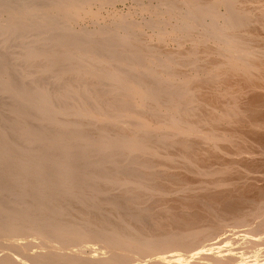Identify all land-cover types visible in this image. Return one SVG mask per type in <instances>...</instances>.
<instances>
[{"label": "bare ground", "instance_id": "1", "mask_svg": "<svg viewBox=\"0 0 264 264\" xmlns=\"http://www.w3.org/2000/svg\"><path fill=\"white\" fill-rule=\"evenodd\" d=\"M94 1L0 0V264H264V0Z\"/></svg>", "mask_w": 264, "mask_h": 264}, {"label": "rangeland", "instance_id": "2", "mask_svg": "<svg viewBox=\"0 0 264 264\" xmlns=\"http://www.w3.org/2000/svg\"><path fill=\"white\" fill-rule=\"evenodd\" d=\"M105 1V3L103 2V0H98V1H94L93 2V4H92V6H91V11L92 12H94L95 13V15L97 16V19L98 20H92V21H87V20H91L92 18H90V17H82L79 21H78V25H75L76 23H72L71 24V26L69 25V27L68 28H70V29H72V30H75V31H83V32H93L94 30L96 31L97 29H99V26H104V24L106 25V26H108V27H110V28H112L113 26H115L114 25V21H116V20H114L115 19V17H114V15L111 13V12H117L118 13V15H123V14H125L126 16H125V18L128 20V21H131V20H133L132 22H136V23H138L137 21H142V19L140 18V15L143 17H149V14L148 13H146V12H144L143 14H142V12L141 11H143L141 8H140V6H138L137 5V2H135V1H133V0H127V2H125V0H104ZM108 1V2H107ZM151 1V2H150ZM155 2H156V0H154ZM154 1L153 0H146V1H144V4H146L148 7H150V8H152V9H150L151 11L149 12V13H151V12H154L155 11V9L156 8H158V6L156 7V3H154ZM97 2H98V4H97ZM110 2V3H109ZM116 3V4H115ZM96 4V5H95ZM109 5V6H107V5ZM149 4V5H148ZM152 4V5H151ZM99 5V6H98ZM104 5H106V6H104ZM152 7H151V6ZM105 7V8H102V7ZM114 6V7H113ZM131 6V7H130ZM36 8H35V10H37V12H39V14H38V17H39V15L41 16V17H43L44 15L42 14V13H44V12H42L41 10H43V8H42V6H40L39 5V7L38 6H35ZM41 7V8H40ZM96 9H95V8ZM110 7V8H109ZM94 8V9H93ZM100 8H102V9H100ZM108 8V9H107ZM114 8V9H113ZM155 8V9H154ZM99 10H102V11H99ZM44 11V10H43ZM130 11V12H129ZM37 12L35 11V13L37 14ZM41 12V13H40ZM108 12H109V14H108ZM120 12H122V13H120ZM132 12V13H131ZM120 13V14H119ZM131 13V14H130ZM137 13H138V15H137ZM106 14H108V15H106ZM131 16H130V15ZM103 16V19H102V17H99V16ZM137 15V16H136ZM4 16V15H3ZM37 16V15H36ZM105 16V17H104ZM99 17V18H98ZM106 17H108V18H106ZM53 17H49L48 19H52ZM88 18V19H87ZM104 18H106V20L104 19ZM113 20H112V19ZM133 18V19H132ZM136 18V19H135ZM86 21H85V20ZM100 19V20H99ZM102 19V20H101ZM110 19V20H109ZM81 20H83V21H81ZM109 20V21H108ZM134 20H136V21H134ZM97 21V22H96ZM103 21H105V22H103ZM113 21V22H112ZM80 22H82V25H81V23ZM112 22V23H111ZM80 23V24H79ZM109 24V25H108ZM73 25V26H72ZM125 25H127V23L125 24ZM84 26V27H83ZM98 26V27H97ZM72 27V28H71ZM78 27V28H77ZM86 27H87V29H86ZM93 29V30H92ZM135 30L134 31H136V28H134ZM90 30V31H89ZM144 30H145V32H144ZM143 32L144 33H147V32H149V29H147L146 27H143ZM135 33V32H134Z\"/></svg>", "mask_w": 264, "mask_h": 264}]
</instances>
